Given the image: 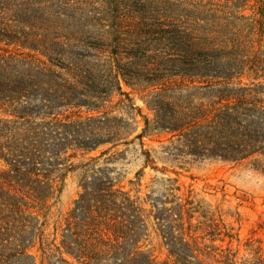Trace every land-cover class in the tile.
I'll return each mask as SVG.
<instances>
[{
	"label": "trees",
	"instance_id": "trees-1",
	"mask_svg": "<svg viewBox=\"0 0 264 264\" xmlns=\"http://www.w3.org/2000/svg\"><path fill=\"white\" fill-rule=\"evenodd\" d=\"M146 139L264 178V0H0V264H264L224 222L245 194L121 184L131 145L158 169Z\"/></svg>",
	"mask_w": 264,
	"mask_h": 264
},
{
	"label": "rangeland",
	"instance_id": "rangeland-1",
	"mask_svg": "<svg viewBox=\"0 0 264 264\" xmlns=\"http://www.w3.org/2000/svg\"><path fill=\"white\" fill-rule=\"evenodd\" d=\"M134 97L136 103L144 107L140 95L134 93ZM144 111H146L145 108ZM145 147H154V164L158 169L144 166L138 145H131L121 157H117L110 163L116 168L115 174H118L121 184L130 186L128 181L136 179V173L139 172L141 173L140 189L142 193H146L149 187L154 185L155 180L161 177L177 176L183 184H191L197 191L204 190V192L201 191L202 195L212 203L224 197L225 200L222 204L224 210L234 208L239 202L235 194H245L248 200L243 201L238 206V211L242 217L240 222L234 216L228 214L223 216L224 222H230L234 226L233 232L238 233L237 237L240 239L238 242L234 238L232 246L239 245L242 251V241L245 236L250 234L251 229H257L255 236L261 237L264 243V225L262 228L258 227L259 222H264V178L260 174L245 164H233L220 159H194L189 156L172 159L160 151L158 142L148 139L145 140ZM106 156H103L100 162ZM162 168L166 169L165 173L160 171ZM77 191L75 179L69 177L59 201L53 207V211L58 209L64 211L76 197ZM222 244H226V241ZM152 246L158 248L155 241L148 243L145 248ZM153 254L162 258L165 249H154Z\"/></svg>",
	"mask_w": 264,
	"mask_h": 264
}]
</instances>
